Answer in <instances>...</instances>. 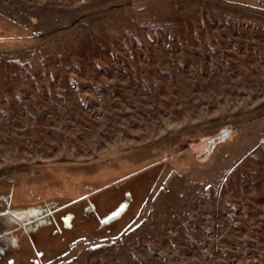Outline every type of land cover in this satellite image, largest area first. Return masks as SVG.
I'll return each mask as SVG.
<instances>
[{
	"label": "rangeland",
	"instance_id": "1",
	"mask_svg": "<svg viewBox=\"0 0 264 264\" xmlns=\"http://www.w3.org/2000/svg\"><path fill=\"white\" fill-rule=\"evenodd\" d=\"M248 1L0 0L1 229L37 240L51 215L34 203L134 199L111 230L80 219L13 264H264V8ZM224 128L210 155L183 151Z\"/></svg>",
	"mask_w": 264,
	"mask_h": 264
},
{
	"label": "trees",
	"instance_id": "2",
	"mask_svg": "<svg viewBox=\"0 0 264 264\" xmlns=\"http://www.w3.org/2000/svg\"><path fill=\"white\" fill-rule=\"evenodd\" d=\"M250 5H256L261 8H264V0H249L247 2ZM14 39H23V36L19 33L17 36H14ZM227 132L224 134V132ZM231 131L224 128L221 130L220 136L223 135V137L218 136L217 139H212V137L208 136L206 139H196L194 141L188 142V145L184 148L183 151L187 149H191V152L193 153V148L196 145L201 146V152L204 154H208L209 151H211L212 143L215 141L214 147L218 145L221 142H224L226 139L229 138ZM203 143V144H202ZM214 149V148H213ZM201 153V154H202ZM176 153L173 154V156ZM210 155V154H208ZM172 155L168 156V159L170 158V161L173 158ZM167 159V160H168ZM166 159H159L157 163L164 164ZM152 165H155L153 163ZM146 168L140 169L141 171H136L134 173H130L127 175H124L123 177L117 179V181H125V180H131L133 176H135L138 173H141L145 171ZM103 188V187H102ZM100 188L99 190H94L93 194L97 197L99 193H102L103 189ZM106 189V188H105ZM130 191L125 192V198L126 201L115 203L111 209L105 210V212H101L98 210L96 205L92 203L90 200L91 194H85L82 196H78L73 198L72 200H66V201H59L60 198H56L54 200V205H44L43 207L37 206L36 203L32 205L30 210H27L28 213L37 212L40 216L33 217L34 220L42 219L45 216L51 215V217L44 218L47 223L45 224V234L38 238L37 240L34 239H28L26 235H23V233H27V231L30 229V226H26L29 223H12L7 226L5 230L1 229L0 225V264H13L15 259L17 257H21L22 259L25 257L26 260L28 259L30 262L34 263L36 260H40L44 256V245L48 247V244H50L52 241H54V238L56 235L58 236L65 233L67 230L73 228V223L79 222L80 219L83 220H91L93 222L99 223V227L103 228L104 230H111L118 225V223H122L124 218L130 214V211L132 209L130 208V204H127V200L130 202H133V197L131 196ZM7 200V206L6 212H9L10 207L15 208L14 205H12L11 202ZM52 203V204H53ZM15 204V203H13ZM18 204V203H17ZM19 204L17 205V207ZM124 206V207H123ZM25 212V213H27ZM24 213V214H25ZM9 214V213H8ZM22 214V215H24ZM21 215V216H22ZM34 215V213H33ZM19 216H13V220L17 219ZM32 217H29L31 219ZM7 224V223H6ZM5 225V224H4ZM120 231V230H119ZM16 256V257H15ZM27 260V261H28Z\"/></svg>",
	"mask_w": 264,
	"mask_h": 264
},
{
	"label": "water",
	"instance_id": "3",
	"mask_svg": "<svg viewBox=\"0 0 264 264\" xmlns=\"http://www.w3.org/2000/svg\"><path fill=\"white\" fill-rule=\"evenodd\" d=\"M226 133H227V132L225 131L224 134H226ZM221 137H223V135H222ZM214 142H215V141H214Z\"/></svg>",
	"mask_w": 264,
	"mask_h": 264
}]
</instances>
